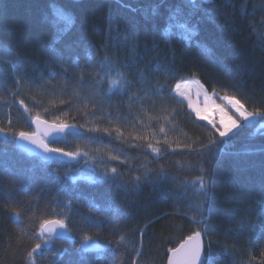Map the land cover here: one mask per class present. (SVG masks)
Masks as SVG:
<instances>
[{"label":"trees","instance_id":"obj_1","mask_svg":"<svg viewBox=\"0 0 264 264\" xmlns=\"http://www.w3.org/2000/svg\"><path fill=\"white\" fill-rule=\"evenodd\" d=\"M176 4L197 7H185L170 24L166 14ZM155 5H160L161 28L145 20L146 10L150 16ZM206 10L214 20L208 19ZM69 17L74 27H69ZM121 29L140 37V68L148 63L153 70L152 84L136 83L134 90L175 88L176 83L197 80L209 93L241 99L248 111L264 108V0H0V127L11 120L16 133L33 131L30 117L16 110L20 98H26L29 107L37 101L32 114L40 111L49 122L63 115L59 108L77 126L95 122L97 117L85 115V105L93 95L95 76L104 71L103 60L125 59V47L129 54L133 51L131 43L125 44L128 33L120 35ZM166 29L171 36L162 40ZM202 44L214 49L212 58H207ZM64 68L69 69L67 73ZM137 96L132 106L128 98L122 106L114 98L113 107L105 105L100 114L112 113L111 121L103 119L101 127L111 123L125 130L124 141L106 145L128 160L127 167L119 169L121 181L131 182L134 175L164 165L165 177L153 176L135 191L125 192L120 184L74 179H98L97 165L106 159L96 151L98 144L68 136L52 146L86 151L88 157L75 164L47 162L18 148V135L0 132V264H29L17 250L16 238L22 235L21 227L28 230V217L33 214L63 218L67 225L76 223V216L86 221L73 228L76 238L72 241L50 239V245L37 254L38 264H100L103 251L85 250L82 237L94 230L91 219L98 213L108 216L103 219L106 223H133L128 244L139 253L136 264H167L168 250L191 230L202 231L206 249L210 242L203 264H260L264 259V156L248 150L264 146L263 122L243 124L238 135L218 143L205 156L181 148L156 162L155 154L131 147L142 143L128 139L129 133L136 134L137 121L147 123L145 131L156 132L157 138L163 126L168 139L181 145L203 138L204 122L196 121L187 104L177 103L173 93L162 98L143 92ZM61 100L69 101L71 107L61 105ZM149 116L160 119L149 120ZM194 146L199 148L198 143ZM205 173L212 185L210 198L194 184L196 176ZM60 180L65 183L61 185ZM63 192L74 198L72 204ZM8 200L21 201L32 211L17 218L5 210ZM109 206L118 211L109 214L105 211Z\"/></svg>","mask_w":264,"mask_h":264},{"label":"snow or ice","instance_id":"obj_2","mask_svg":"<svg viewBox=\"0 0 264 264\" xmlns=\"http://www.w3.org/2000/svg\"><path fill=\"white\" fill-rule=\"evenodd\" d=\"M188 6L193 9L197 7L196 4H176L172 10L166 14L168 22L171 24L175 18H178L183 13L185 7ZM132 10L136 11L135 9ZM160 15V5H155L151 7L150 16L147 14L146 10L145 20L149 23L157 22V18ZM208 19H215L211 11H208ZM112 23L113 21L110 17V28ZM115 23L119 25L121 22L117 19ZM68 25L69 27H74L71 17L68 18ZM157 26L161 28L162 24L157 22ZM181 27L183 26L181 25ZM125 32L128 33L125 44L131 43L133 45V51L129 54L127 47H125L124 51L126 55L123 60H113L105 57L102 62L104 68L102 75L97 74L94 78L93 95L89 97L88 103L85 105L87 109L85 115L88 117H97L98 119L95 122L89 120L87 125L80 123L79 126H77L76 123H70L69 119L66 118L69 117V113L64 112L63 108H59L58 111L63 115L55 116L53 122L50 123L47 119H42L40 111H36L35 115L32 114L37 101L33 100V107H29L26 103V98H20L18 103H16L14 98L13 103H16L17 112L21 115L27 114V117L31 119V123L35 124L36 130H21L16 133L13 131L14 126L12 121L9 120L6 127H0V132L13 136L18 135L20 139L37 144L45 153L50 154L48 158L52 160L65 157L77 159L88 157L89 155L86 151H66L63 147L52 146L58 136H63L65 139L68 136H73L89 144H98L100 147H98L96 151L101 153L102 158L106 157V159H102L97 165L99 169L97 172L98 175L96 173L94 175L97 176L98 179H92L91 176L74 177V179L91 180L95 185L107 183L110 186H115V184H120L121 189L128 192L129 190H137L142 183L151 180L153 176L157 179L165 177L166 172L164 165L161 163L159 170L154 168L146 169L141 174L134 175L131 182L121 181L119 169L121 167H127L128 160L126 157L122 159L121 153H114L111 149H108L106 145L111 144L113 141H124L125 130L122 126L113 127L111 123L108 126L101 127L103 119L106 118L111 121L112 113L109 112L107 116H100L105 105L109 108L113 107L114 98L119 100L121 106L124 104L125 98H128V103L132 106L139 100L137 92H143L154 98L167 97L175 93L177 97L182 98L178 100L177 103H183V99H187V107L191 109L195 120L204 122L202 125L205 129L203 138H199L192 144L184 143L181 145L179 143L174 144L168 139L163 126L159 128V133L162 135L160 138H157L156 132L145 131L149 127L147 123H144L143 120L137 121L135 125L137 132L135 135L129 133L128 139L130 141H140L142 143H132L131 147L146 149L149 154H155L153 160L156 162L164 161L167 156L175 154L177 150L181 148L189 152H196L197 156H205L206 153L212 150L218 143H227L230 139L234 138L235 135H238L239 131L242 129V125L246 121H251L254 117L264 118V108L248 111L245 102H242L241 99L235 96L224 95L223 101H227V104H224L216 103L207 93H204L203 107H201L187 96L186 89L188 85L186 83H176L175 88H172L170 85H160L158 88L152 87L148 89L142 87L134 90V84L136 83L141 85L152 84L153 77L151 73L153 70L148 63H145L144 67L140 68V64L143 63V61L138 58L137 52L141 47V39L135 32L128 31L127 29H121L120 35H124ZM170 36L171 32L166 29L161 39L167 40ZM201 46L207 58H212L214 56L213 48L206 44H202ZM117 47H119V44H117ZM117 55H119V53H117ZM68 70V68H64L65 73H67ZM127 77H131V80L127 79ZM83 79L84 77L82 76L81 80ZM193 83L197 85L198 89L202 88L198 81H193ZM109 93H111V95ZM200 94L201 92L197 91V96ZM59 103L65 107H71L70 102L67 100H61ZM43 111L47 112L48 108H43ZM70 119L75 120L76 116H71ZM129 119H132L131 115H129ZM148 119L158 120L160 117L149 116ZM165 119H167V117H165ZM82 130H84L83 133ZM54 133L57 135L53 136ZM88 133L91 135H88ZM50 136H52V140L48 139ZM106 137L110 139L106 141ZM197 143L199 148L194 146ZM248 152L249 154L259 153L264 156V146L249 149ZM109 161L115 162L116 166H109ZM262 163H264V161H262ZM141 167L143 168L144 166L141 165ZM205 175L206 173L196 176L194 184L199 185L203 196L210 198L212 185L205 180ZM59 183L63 185L65 181L60 180ZM261 187L264 188V180L261 181ZM61 195L67 196L68 204H72L73 197L67 195L66 192L61 193ZM5 210L17 218H21L25 213L32 211L31 207L24 208L22 202L18 200L6 201ZM105 211L110 214L111 212L118 211V209L109 206ZM52 215H55V213L53 212ZM101 218L107 219L108 216L105 215ZM28 220L30 221V227L27 231L24 227L20 228L19 231L22 235L16 238V246L17 250L22 251L29 259V264H38L37 254L49 243L52 235L57 232V229L68 230V225L66 219L63 218H45L38 217L35 214L29 216ZM98 221L99 220H93L92 225L99 227L100 224ZM84 239H91V237L86 236ZM208 248H210V242L207 246V249ZM207 249L202 231L191 230L189 234L178 242V246L168 250L172 254L167 258L168 264H202ZM137 255H139V253H137ZM261 257H264V251L261 252ZM253 259H255V257H253ZM78 264H80V262H78ZM260 264H264V259L260 260Z\"/></svg>","mask_w":264,"mask_h":264},{"label":"rangeland","instance_id":"obj_3","mask_svg":"<svg viewBox=\"0 0 264 264\" xmlns=\"http://www.w3.org/2000/svg\"><path fill=\"white\" fill-rule=\"evenodd\" d=\"M7 63V62H6ZM193 81L183 82L188 85L186 89L187 96L190 97L194 102L199 104L203 107V99L204 93H207L211 99L215 100L216 103H224L227 104V101H223V96L209 93L203 85L199 82V85L202 88L198 89L197 85L193 83ZM197 91H200L201 94L197 96ZM176 99L181 100V97H177L175 93H173ZM183 102L187 104V99H183ZM191 110V109H190ZM258 122H263L262 126L264 127V118L261 117H254L251 121H246L244 124H255ZM79 159V158H78ZM93 220H99L98 223L100 224L99 227L94 225V230H88L84 235L83 238L88 236L91 239H84L83 248L85 250H93L96 251L99 249L98 247L103 249L104 259L100 260V264H136L138 255L136 252L131 249L128 244V238L133 231V223L129 221H116L114 223H106L102 218L101 215L98 213ZM85 220L80 219V217L76 216V223L73 222L71 225L70 222L68 223V230L63 229L61 234L57 238H62L67 241H72L75 237V232L73 230L76 227V224H82ZM86 222V221H85ZM95 239V241H93ZM76 241V240H75ZM50 242L45 245L48 247Z\"/></svg>","mask_w":264,"mask_h":264},{"label":"water","instance_id":"obj_4","mask_svg":"<svg viewBox=\"0 0 264 264\" xmlns=\"http://www.w3.org/2000/svg\"><path fill=\"white\" fill-rule=\"evenodd\" d=\"M51 123V122H50ZM33 129L34 131L36 130V126L35 124H33ZM57 134H53V136H56ZM64 137L63 136H58L56 140H60V139H63ZM49 140H52V136L48 137ZM16 145L21 148L24 152H27L29 154H32V155H35L39 158H42L43 160L45 161H48V162H54V161H58V162H62V163H67V164H75L77 163L78 161V158L77 159H69V158H61V159H57V160H52V159H49V153H45L43 151L42 148H40L37 144H34L32 143L31 141H28V140H23V139H20L18 137L17 141H16ZM63 229H57V232L54 233L51 237L52 238H56L61 232H62ZM205 243V241H204ZM169 255H172L171 253ZM205 258V256H204ZM204 258H203V261H204ZM203 261H202V264H203ZM168 264V262H167Z\"/></svg>","mask_w":264,"mask_h":264},{"label":"bare ground","instance_id":"obj_5","mask_svg":"<svg viewBox=\"0 0 264 264\" xmlns=\"http://www.w3.org/2000/svg\"><path fill=\"white\" fill-rule=\"evenodd\" d=\"M32 127H33V124H32ZM33 131H34V129H33ZM17 139H18V136L15 138V144H16V141H17ZM60 140H62V139H60ZM60 140H55V142H57V141H60ZM17 146V145H16ZM18 147V146H17ZM19 148V147H18ZM21 149V148H20ZM22 150V149H21ZM23 151V150H22ZM24 152V151H23ZM25 153H27V152H25ZM27 154H29V153H27ZM29 155H32V154H29ZM32 156H35V155H32ZM35 157H37V156H35ZM37 158H39V157H37ZM40 159H42V158H40ZM43 160V159H42ZM45 161V160H44ZM48 162V161H47ZM54 162H58V161H54ZM60 163H62V162H60ZM65 164H67V163H65ZM94 219V218H93ZM61 234V233H60ZM59 234V235H60ZM58 235V236H59ZM57 236V237H58ZM99 249H97L98 251H103V249L102 248H100V247H98Z\"/></svg>","mask_w":264,"mask_h":264}]
</instances>
